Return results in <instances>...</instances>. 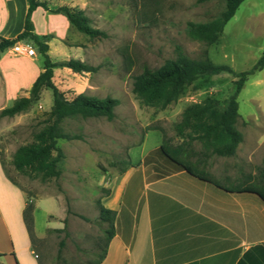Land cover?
Listing matches in <instances>:
<instances>
[{
  "label": "rangeland",
  "instance_id": "1",
  "mask_svg": "<svg viewBox=\"0 0 264 264\" xmlns=\"http://www.w3.org/2000/svg\"><path fill=\"white\" fill-rule=\"evenodd\" d=\"M48 3L50 9L61 6L80 9L92 27L107 34V38L92 42L75 29L70 39L54 46L49 51L54 62L76 59L98 68L93 73L79 74L57 67L53 77L55 85L67 99L86 94L112 97L119 105L113 121L106 118L64 121L65 132L80 138L59 141L64 154L61 176L49 181L20 173L13 165V157L43 127L42 122L53 105L52 91L44 88L39 101L26 112L14 117L0 116V163L4 169L0 166V203L6 212L8 209L15 212L21 188L30 200H36L40 229L49 214L77 216L83 221L94 218L104 196L103 189L119 174L125 161H130V166H137L142 160L144 163L164 140L172 144L181 139L176 125L188 107L207 98L223 103L235 91L236 75L222 73L187 86L178 101L166 110L147 107L133 93L134 77L144 66L161 68L175 58L179 47L194 59H200L207 51L212 62L228 65L239 74L251 71L264 52V0L243 2L227 23L220 42L211 46L190 38L188 24L207 23L220 16L226 9V0H56ZM23 42L39 54L32 40ZM14 46L8 50L18 55ZM43 58L39 54L33 61L25 62L40 67ZM29 91L22 90L18 99L28 97ZM238 103L237 127L246 140L238 157L253 158L249 164L257 168L254 184L258 185V168L264 165V144L260 147L259 143L264 135V70L245 83ZM10 106L9 101L0 100V112ZM5 176L11 181L9 186L4 183ZM59 239L60 236L50 234L43 244L40 254L44 264H82L75 261L72 250L67 256H60L62 260L57 259ZM34 245H37L35 240Z\"/></svg>",
  "mask_w": 264,
  "mask_h": 264
},
{
  "label": "crops",
  "instance_id": "2",
  "mask_svg": "<svg viewBox=\"0 0 264 264\" xmlns=\"http://www.w3.org/2000/svg\"><path fill=\"white\" fill-rule=\"evenodd\" d=\"M28 9V0H0V38L15 39L24 31ZM32 22L35 35L54 36L50 52L74 35L75 28L62 13L39 7ZM39 54L1 53L0 100L13 105L22 90L31 89L44 70V61L40 67L25 61ZM245 141L243 136L234 156L217 155L209 142L181 138L172 143L175 149L186 150L181 153L184 160L222 187L186 171L157 179L154 166H146L143 160L114 176L105 187L109 194L100 199L104 208L115 213L114 235L108 241L104 232L108 224L100 220L99 212L86 221L49 214L40 229L36 200H30L17 185L16 211L6 212L0 203V254L4 255L0 259L3 264H16L15 258L18 264H44L40 253L48 236L54 234L60 236L57 259L72 250L75 261L82 264H264V201L255 193L228 190L256 182L257 168L249 164L253 158L238 157ZM259 143L260 147L264 144V135ZM4 178L9 186L11 181ZM28 204H34L33 239L24 220Z\"/></svg>",
  "mask_w": 264,
  "mask_h": 264
},
{
  "label": "trees",
  "instance_id": "3",
  "mask_svg": "<svg viewBox=\"0 0 264 264\" xmlns=\"http://www.w3.org/2000/svg\"><path fill=\"white\" fill-rule=\"evenodd\" d=\"M246 0H226V9L223 13L207 23H189L188 35L211 46L220 42L227 23L235 16L237 10ZM29 9L25 19L24 31L15 39L0 38L1 53L12 48L16 43L32 40L44 57V70L33 83L28 97L17 99L12 106L0 112L1 117H14L28 111L31 106L39 101L41 91L47 88L52 91L53 105L43 120V127L33 135L30 144L21 146L15 152L13 165L17 171L40 178L42 181L58 179L61 176L60 164L64 154L59 147L60 140H74L80 137L71 136L63 129V123L67 119L74 118H106L113 121L115 109L119 101L112 97L98 98L86 94H79L72 99H67L65 94L58 89L53 81L54 69L57 67L68 68L74 73H93L98 68L88 65L80 60L69 59L54 62L49 55V43L53 36L39 37L34 34L32 22L33 12L42 7L52 13H62L70 24L80 33L89 37L92 42H99L107 38V34L91 26L90 20L84 13L74 7L61 6L50 9L48 1L28 0ZM264 70V52L251 71L236 74L228 65H218L212 62L207 51L200 59L189 57L181 48H177L175 58L168 60L161 68L152 69L144 66L141 73L134 77L133 93L145 106L166 110L175 104L183 90L199 79L217 76L222 73L236 75L235 91L223 103L216 99L207 98L201 103L188 107L182 114L181 121L176 125L177 135L185 142L201 141L214 144V153L220 156L236 155L239 145L243 142V134L237 128L239 120L238 97L249 78L257 72ZM184 148L175 149L169 140L152 152L144 160V164L154 166L156 178L161 179L178 171H186L192 176L222 187L214 181L206 172L181 157ZM130 161L123 163L119 173H124L130 167ZM258 180L262 185L251 184L228 189L232 192L255 193L264 201V165L259 169ZM104 195L109 190L103 189ZM99 206L100 220L108 224L105 229L107 241L113 235L115 213L104 208L101 202ZM34 206L28 204L24 211V220L30 236L34 237ZM87 220V218H84ZM4 255L0 254V257ZM16 264H18L17 259Z\"/></svg>",
  "mask_w": 264,
  "mask_h": 264
},
{
  "label": "built area",
  "instance_id": "4",
  "mask_svg": "<svg viewBox=\"0 0 264 264\" xmlns=\"http://www.w3.org/2000/svg\"><path fill=\"white\" fill-rule=\"evenodd\" d=\"M14 51L16 54L26 57H34L36 56V50L32 48L30 45L25 44V42H18L14 46Z\"/></svg>",
  "mask_w": 264,
  "mask_h": 264
}]
</instances>
